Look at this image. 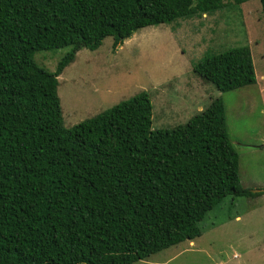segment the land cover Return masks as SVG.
<instances>
[{"label": "trees", "instance_id": "trees-1", "mask_svg": "<svg viewBox=\"0 0 264 264\" xmlns=\"http://www.w3.org/2000/svg\"><path fill=\"white\" fill-rule=\"evenodd\" d=\"M242 1V0H238ZM264 20V0H258ZM223 0H0V264H133L200 236L238 182L220 98L151 130L141 91L70 128L57 77L106 37L223 9ZM67 49L53 72L33 55ZM192 73L220 93L255 82L247 46L204 53Z\"/></svg>", "mask_w": 264, "mask_h": 264}, {"label": "rangeland", "instance_id": "rangeland-1", "mask_svg": "<svg viewBox=\"0 0 264 264\" xmlns=\"http://www.w3.org/2000/svg\"><path fill=\"white\" fill-rule=\"evenodd\" d=\"M223 2L211 14L142 28L114 52L106 37L96 50L75 53L57 77L65 128L141 91L151 104V130L184 124L220 98L239 185L259 192L222 198L198 223L199 237L133 264H264V20L258 0ZM239 46L249 48L253 85L220 93L192 73L204 53ZM66 51L37 52L33 60L53 72Z\"/></svg>", "mask_w": 264, "mask_h": 264}, {"label": "clouds", "instance_id": "clouds-1", "mask_svg": "<svg viewBox=\"0 0 264 264\" xmlns=\"http://www.w3.org/2000/svg\"><path fill=\"white\" fill-rule=\"evenodd\" d=\"M255 192L258 191V190H254ZM190 242V241H189Z\"/></svg>", "mask_w": 264, "mask_h": 264}, {"label": "water", "instance_id": "water-1", "mask_svg": "<svg viewBox=\"0 0 264 264\" xmlns=\"http://www.w3.org/2000/svg\"><path fill=\"white\" fill-rule=\"evenodd\" d=\"M251 192H255V191H251Z\"/></svg>", "mask_w": 264, "mask_h": 264}, {"label": "crops", "instance_id": "crops-1", "mask_svg": "<svg viewBox=\"0 0 264 264\" xmlns=\"http://www.w3.org/2000/svg\"><path fill=\"white\" fill-rule=\"evenodd\" d=\"M235 219H238V218H235Z\"/></svg>", "mask_w": 264, "mask_h": 264}]
</instances>
